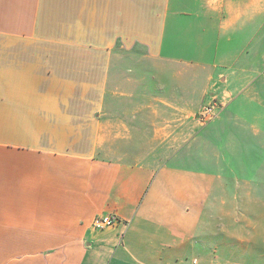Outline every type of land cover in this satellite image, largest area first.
Segmentation results:
<instances>
[{
    "label": "crops",
    "instance_id": "obj_1",
    "mask_svg": "<svg viewBox=\"0 0 264 264\" xmlns=\"http://www.w3.org/2000/svg\"><path fill=\"white\" fill-rule=\"evenodd\" d=\"M259 75L264 0H0V264H241Z\"/></svg>",
    "mask_w": 264,
    "mask_h": 264
},
{
    "label": "rangeland",
    "instance_id": "obj_2",
    "mask_svg": "<svg viewBox=\"0 0 264 264\" xmlns=\"http://www.w3.org/2000/svg\"><path fill=\"white\" fill-rule=\"evenodd\" d=\"M259 76L261 77L258 78L264 81V75ZM203 99L204 98H201L198 110L209 102H217L215 101L216 99L214 101L210 100L208 102V100H205L202 102ZM194 120L198 126L201 125V123L199 124L196 120V114ZM229 132L237 145L240 146L238 140L239 132ZM207 151V148H199L198 151L195 152V156L193 155L191 159H189V166L208 169V160L206 159ZM251 153L252 154L247 157L243 155L244 161L245 159L247 160L246 166H243L242 163L239 162L241 157L239 156V152H236L232 160L233 167H227L226 169L215 168V170L221 173L225 170L227 179L231 177L229 192L241 193V197L229 201L233 217H230L229 222H227L234 225L236 222L240 221L239 224L248 227L249 235L247 236V243L244 244L247 248V252L244 259H240L241 264H264V149L260 154L257 153V155L255 151ZM255 164H258V167H255ZM235 183L237 184L235 185ZM222 221L223 220H220L219 222L221 223ZM254 227H256V230H254Z\"/></svg>",
    "mask_w": 264,
    "mask_h": 264
},
{
    "label": "built area",
    "instance_id": "obj_3",
    "mask_svg": "<svg viewBox=\"0 0 264 264\" xmlns=\"http://www.w3.org/2000/svg\"><path fill=\"white\" fill-rule=\"evenodd\" d=\"M221 104L217 102H211L207 105L200 108L196 113V119L202 125L213 120L219 111L221 110ZM119 221V218L116 214H106V215H97L91 221V227L95 229H102L114 225Z\"/></svg>",
    "mask_w": 264,
    "mask_h": 264
}]
</instances>
